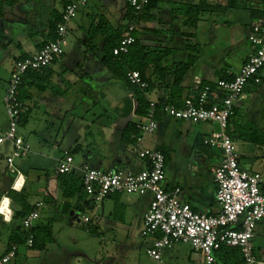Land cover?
Segmentation results:
<instances>
[{
  "label": "crops",
  "instance_id": "1",
  "mask_svg": "<svg viewBox=\"0 0 264 264\" xmlns=\"http://www.w3.org/2000/svg\"><path fill=\"white\" fill-rule=\"evenodd\" d=\"M4 1L5 0H0V50H6L9 47L11 49L7 52H0V59H2V61L6 60V57L9 58L11 52L17 55V58H14V60L20 57H28L35 54L42 44L50 40L49 36L51 34L49 25L51 21L54 20L55 15L62 12L65 3L70 0H14L11 4ZM96 1H98L99 5H95V3L93 4L95 7L93 10H90L89 8L82 13L80 24L75 26L77 31L82 33V36L79 34L76 39L77 46L79 48L84 47L82 45V41L85 37V33L87 32V28H89L91 24L95 25L97 23L99 15L107 20L114 28L121 27L122 35L126 26L129 24V21L125 18L128 9L125 10L124 8H120L117 5L118 3H115V0ZM206 1L211 5H217L220 7H217L211 12L205 13L195 28L183 25L185 16L179 11V9L184 4H197L200 0H160L157 8L152 11L155 19L153 22L147 23L146 26H153L160 32H164V34L157 36L153 43L150 41L147 43L154 47H157L159 44H163L165 46L173 47L174 50L170 58L165 59L162 62L163 67L167 68V70L164 71L165 74L164 72H160V76H158V73V79L154 80L150 85V90L147 94L149 101L166 103L167 100H169V95L174 91L172 88L174 74L177 65L180 63H184L192 59L191 67L184 74L179 86L181 88L179 104H182L186 97H195L202 85H209L212 88H215L216 81L218 79L227 76V72H237L250 55L252 46L248 41V34L251 26L260 16L261 0H234V3L239 6L233 8H226L229 0ZM68 31H73V28L70 29L68 27ZM179 32L192 33V35L181 36L179 35ZM29 39H37V41L33 40V42L28 43L27 40ZM104 39V36L98 35L95 38L97 51L90 53H93L92 55L96 57L100 65L108 70L101 61ZM75 54L76 53H73L71 56H67L63 53L44 72L43 75L49 77L48 85H50V87L52 79L56 78L58 83H64L66 80H70V78L77 73L80 69L79 67L82 65L80 64V61L75 60ZM87 69L92 71L91 66H88ZM152 72V67H148L145 70L146 78L151 77ZM109 73L114 78V75L110 71ZM84 74H86V72H84ZM260 75L261 78H264V68L262 69ZM40 80L41 78H38V81ZM197 80L200 81V85H196L195 81ZM249 84L258 85L251 82ZM248 85L244 90V98L236 104L235 116L236 110L240 108L241 104L244 101L251 100L247 92ZM60 90H57L58 94L62 93ZM53 93L54 90L51 91L49 86L44 91H38L35 88V83H33L32 78L27 77L20 89V94L25 96L22 100L26 107V110L24 111L25 120L28 112L40 105L61 111L66 104L65 102H59L58 104L52 96ZM129 93L130 92L127 90L126 96L130 99V109L128 110V113H124L122 111L123 108H121L119 121L116 126L113 125L109 127L103 126L93 128L97 131L93 133L92 142L89 144H86V142L78 143L77 138L73 136L69 141V144L73 143V146L71 145L72 147L68 146V148L61 149L62 142L59 138V142H56L55 140V143L52 146L53 151H61L62 156L65 151L69 152L73 156L75 171L78 173H80L78 170L79 167L83 165L100 168V165L104 160L112 161L111 163L119 165V167L112 166L110 167L111 169H120L125 171V169L121 168L120 165L127 167L126 171H139L143 169L146 166V161L140 159L137 156V153L139 148L143 149L142 143L144 137L142 138L140 145L136 141L130 145V143H128L124 138L126 126L130 122L134 121H131L130 118L135 117V98H133V101V99L129 96ZM252 100H254V98H252ZM115 109H117V107H115ZM159 117V119L156 118L157 127L161 128L160 132H162L163 135L167 130L165 122H171L173 127H175V124L180 122L179 120H174L164 115H159ZM234 117L229 122L227 131L228 133L233 132L234 136H238L241 140V149H239V154L236 152L240 167L251 172H253V169L256 167L258 173L264 174V161H261L262 163L260 162V164H258L259 161H255L257 159H261L264 155V145L261 146L259 150L258 145L243 141L242 130H238V123L234 122ZM134 122H136V120ZM246 126L249 127V123H246L245 127ZM255 129L257 130V128ZM1 131L2 129L0 128V132ZM258 131L261 132L260 130ZM243 133L245 132L243 131ZM239 135H241V137ZM171 136L173 137L174 134L172 133ZM205 138L207 137H204L203 140ZM231 139L234 146L235 138ZM172 143L173 142L170 140V146ZM77 145L82 147V150L79 151L83 158L81 164H75V153H71ZM6 146L12 149L9 142L3 143L1 146L3 155H5ZM131 146H133V148H131ZM36 154L37 157L35 159V163L37 164L34 166L36 171L33 173L30 172V168L28 169V167L21 170L15 164V161L14 170H10L5 167L0 168V207L3 206L2 200L4 201L7 199L9 201L7 208L5 209L6 211L4 210L3 212H0V223L10 226L9 230H7L4 235L0 236V256H3L10 248V239L11 235L15 234L14 230L16 228H21V217L16 215V211L19 210V206L7 196L8 192L14 191L19 193L23 191L27 203L31 207L29 213L34 209H37L39 212V216L35 220H38L37 224L34 225L33 222V227H37L38 229H41L46 225L49 226V224H54L57 220H62L66 209H70L68 224H73L75 222L82 224L77 221H72L73 213H85L83 210H87L86 200L82 201V198L76 195H74L73 198H64L62 195L61 187L56 179L57 175L54 173L57 160L62 156H57L55 154L45 155L42 152H37ZM220 160L221 159L218 158L215 163H210L206 167V171L203 174H201V171H192L190 174L186 175V177L180 179L181 181L179 180L175 184L166 180L165 172L164 186L168 190L174 187H179L181 189L179 194L180 201L188 203L194 211L206 214H216L219 211V206L215 199L216 185L213 180L211 168L218 165ZM49 166L51 167L50 171H48ZM136 167H140L139 170H136ZM117 194L122 195L120 193ZM110 196L113 197L114 195ZM110 196H107L106 198H109ZM127 196L126 202L128 203L127 207L129 209L132 208L130 203L137 202L140 198L146 197L145 195ZM149 201L150 195L147 196L144 204L139 210L142 218L148 208ZM38 203H41V205L37 206ZM77 207L80 210H78ZM41 208H45L43 221L47 224L40 220ZM71 212L73 213L71 214ZM6 216L8 217L7 219ZM90 217H93V219H99V222L96 224V228L99 227V223L120 224V228H122L126 233L127 240L132 239L129 236L131 235L130 230H128V227L131 226V221H133L132 219L125 217L127 218L126 220L122 218L121 220L113 221L110 218V212L105 218L97 217L96 214H93V216ZM127 220L128 222H126ZM49 227L51 229V226ZM21 230L24 231L22 228ZM148 238L149 241L146 242L144 246L145 251L151 245L152 241L151 237ZM139 246L140 245L136 243L135 245L134 243L129 244L127 246L129 248V252L124 256V260L129 259L133 249L138 250L141 248ZM19 247H24L26 250L29 249L23 244ZM19 247H17V254L14 258H18L19 256ZM123 253H125V251ZM133 255V258L135 259V254ZM86 262V264H93V256L86 259ZM122 264H124V262Z\"/></svg>",
  "mask_w": 264,
  "mask_h": 264
},
{
  "label": "built area",
  "instance_id": "2",
  "mask_svg": "<svg viewBox=\"0 0 264 264\" xmlns=\"http://www.w3.org/2000/svg\"><path fill=\"white\" fill-rule=\"evenodd\" d=\"M86 1L70 0L63 7L54 39L43 44L35 54L14 61L3 97L8 128L0 133V168L14 170L15 159L26 157L30 152V147L18 134L20 119L26 110L24 103L19 100L25 74L28 71L41 72L64 53L68 24ZM149 1L125 0L134 17L142 14ZM134 30V23H129L119 44L112 50L113 56L129 52L135 41ZM248 41L252 51L237 72H227V76L216 81L215 88L204 85L195 97H186L179 107L164 104L159 109L161 115L174 120L218 124L219 131L212 132L203 140L205 145L215 146L222 151L220 162L211 168L216 185L215 199L219 206L216 214L194 211L188 203L180 201L179 187L170 190L165 188L164 156L157 149L139 148L137 156L146 161V166L137 172L120 169L101 170L89 165H83L78 169L83 192L94 197L96 202L117 193L150 195L148 208L142 218L140 235L152 238L146 252L155 262L162 261V252L165 249L177 243H185L200 253L201 264H216L214 251L221 245L239 248L245 264H264V259H258L254 255L251 243L258 222L264 219V174L240 167L233 141L227 132L236 104L244 98L246 86L250 82L254 84L261 82L260 73L264 68V0L260 2V16L251 26ZM127 80L131 86L139 89L149 87V83L136 70L128 72ZM195 83L201 84L199 80ZM129 96L134 98L132 92ZM156 105L157 102L149 101L146 116L140 117L135 114L136 127L140 131V136L136 138L139 145L144 135L154 133L157 128ZM5 142L12 146L11 154L6 156L1 151V146ZM72 171H75L73 156L65 151L57 160L54 173L59 175ZM40 205L41 203L37 204ZM38 216V210L34 209L20 222L27 230L25 246L28 248L33 244V233L30 230ZM90 218L85 213L75 212L72 221L86 225L92 221ZM16 254L17 246L13 245L0 256V264L8 263Z\"/></svg>",
  "mask_w": 264,
  "mask_h": 264
},
{
  "label": "rangeland",
  "instance_id": "3",
  "mask_svg": "<svg viewBox=\"0 0 264 264\" xmlns=\"http://www.w3.org/2000/svg\"><path fill=\"white\" fill-rule=\"evenodd\" d=\"M115 3H118L117 5L122 9H128L125 0H115ZM93 4L99 5L96 0H87L86 6L83 5L78 8L76 14L68 24L70 29L73 28V31H68L65 36L66 45L64 46V54L71 56L73 53H76L74 56L75 60L80 61L82 66L79 67L80 69L70 80L58 83L55 78L52 79L51 87L49 85V89L51 91L54 90L53 98L58 104L59 102H65V108L63 107L61 111H58L51 107L40 105L31 109L26 116V120L22 124H19L18 134L22 136L25 144H28L30 147V152L26 157L15 159V164L21 170L28 167L31 173L36 171L34 166L37 164L35 163L37 152H42L45 155L55 154L62 156L61 151H53L52 149L55 140L59 142V138L62 142L61 149L73 146V143L69 144L73 136L77 138L78 143L86 142V144H89L92 142L93 133L97 131L93 128L116 126L119 121L121 108H123L122 111L124 113H128L130 109L131 103L130 99L126 96L127 90L124 82L116 77L113 78L109 71L100 65L96 57L92 55L93 53L85 50L84 47L79 48L77 46L76 39L82 33L77 31L75 26L80 24L82 13L89 8L90 10L95 8ZM33 40L37 41V39ZM33 40L29 39L27 42L31 43ZM10 49L9 47L6 50H0V52H7ZM14 58H17V55L11 52V55L9 58L6 57V60L2 61L0 59L1 132H4L8 128V118L2 100L7 88L9 71L15 61ZM88 66H91L92 71L87 69ZM58 89H61L62 93L58 94ZM247 92L251 100L244 101L240 108L236 110L234 122L238 123V130H242V139L245 142H251L250 137L247 135L251 128L255 127L261 131L262 138H259L260 140L254 143L259 146L260 150L261 146L264 145V78H262V82L258 85L249 84ZM130 120L135 121L136 119L135 117H131ZM246 123H249V127H247L248 125L245 127ZM165 125H167V130L164 135L160 132L161 128L157 127L153 134L144 136L142 147L145 150L165 148L168 151L169 159L165 164L166 180L168 182L175 184L192 171H201V174H203L210 163H215L218 158H222V151L219 148L205 146L202 143L204 137H209L212 132L219 131L218 124L180 121L173 127L172 123L167 121ZM172 133L174 134L173 137L171 136ZM170 140L173 142L171 146L169 144ZM234 140V151L239 154L241 140L238 137H235ZM11 152L12 149L6 146L4 156L10 155ZM82 161V154L77 151L75 153V164H81ZM255 161H259L258 164H260L261 161H264V155L261 159ZM111 162L108 160L102 161L100 165L101 170H108L112 166L119 167V165ZM120 167L124 168L125 171L127 169V167L121 165ZM139 168L136 167V170H139ZM50 170L51 167L49 166L48 171ZM255 171L258 172L256 167L253 169V172ZM120 194L122 195L113 194V197L110 196L98 202L95 201L94 197L83 194L81 200H86L85 202H87V210L83 211L89 217L96 214L100 218L107 217L110 212V218L113 221L121 220L122 218L126 220L127 218L125 217L132 219L133 221L130 220L132 222L130 223L131 226L128 227L131 234L129 236L132 239L127 240L126 233L120 228L121 225L118 223H99V227L96 228L99 219H93V217L90 218L92 221L86 223V225L76 222L68 224L70 209H66L62 220H57L51 225L49 224L51 226V229L49 228L51 239L47 240L42 248L36 247L26 250L24 247H19L20 245H18V258H12L7 264H86V259L92 256L93 264H122L123 262L124 264L201 263L200 253L194 251L189 244L185 243H177L173 247L165 249L162 252V261L160 263L149 258L144 247L149 238L140 235L142 217L139 213L141 206L149 195H145V198H140L139 202L130 203L132 208L129 209L126 202L128 194ZM44 209L41 208L40 210L41 221L44 219ZM77 209L80 210L78 207ZM37 221H34V225L37 224ZM9 227L0 223V236L4 235L9 230ZM44 235L43 232L39 234L38 243L43 239H47V237L43 238ZM132 242L134 245L135 243L140 245L139 247L141 248L138 250L133 249L135 253L131 251L132 256L130 255L128 260H124V256L129 252L127 246L133 244ZM251 243L254 255L258 259H264V219L258 222ZM124 251L125 253H123ZM133 254H135V259L133 258Z\"/></svg>",
  "mask_w": 264,
  "mask_h": 264
},
{
  "label": "trees",
  "instance_id": "4",
  "mask_svg": "<svg viewBox=\"0 0 264 264\" xmlns=\"http://www.w3.org/2000/svg\"><path fill=\"white\" fill-rule=\"evenodd\" d=\"M13 1L14 0H5L4 2L11 4ZM69 2L70 1H67L65 5ZM159 2L160 0H150L148 5L145 7L144 11L142 12V14H140V16L138 17H134L131 9L127 6L128 11L125 15V18L129 21V23H134L135 25V30L133 32L135 41L131 45L130 50L127 54L113 56L112 50L114 47H116L119 44L121 40L122 28L121 27L114 28L101 15H99L97 23L95 25L91 24L90 27L87 28V32L85 33V37L82 41V45L84 46L85 50L94 53L97 51V46L95 44V38L98 35H102L105 37L104 45L102 47V60H101L102 64L114 75V77L124 82L129 92L133 93V96L135 98L134 112L137 116H140V117L146 116L148 113L149 100L147 98V94L150 90V85L152 84L154 80L158 79V76H160V72H164L165 70H167L166 67H163L162 62L163 60L170 58L174 50L173 47L165 46L163 44H159L157 47H154L147 43L149 41L153 43L154 39L157 36H161L162 34H164V32H160L157 28L153 26L151 27L146 26L147 23H151L155 19V16L152 13V11L155 8H157ZM238 6L239 5H236L234 3V0H229L226 8H233V7H238ZM217 7L219 8L220 6L211 5L207 3L206 0H200V2L197 4H193V3L184 4L179 9V11L183 13L185 16L183 25L186 27L195 28L199 20L205 13L211 12ZM60 16H61V13L55 15L54 20L51 21L49 25L50 34H51L49 36V39H50L49 41L53 40L55 37L56 25L60 20ZM179 35L191 36L192 33H182V32L180 33L179 32ZM20 58H24V57H20ZM191 63H192V59H190V61L180 63L177 65V68L174 74L173 84H172V88L174 89V91L169 95V98H168L169 100H167L166 103H157L155 118L157 119L160 118L159 117V115H161L159 113L160 106L164 104H171V105H175L179 107L181 105L179 104V95H180V89H181L179 86L181 84L184 74L191 67ZM49 67L43 69L41 72L28 71L25 74V77L23 78V82L27 77L32 78L33 83H35V88L38 91H44L49 86L48 85L49 77L44 76L43 74ZM148 67H152L153 72H152L151 77L146 78L145 70ZM135 70L139 71L141 74V77L149 83L148 88L139 89L135 86H131L128 83V80H127L128 72L135 71ZM38 78H41V80L38 81ZM261 81H262V78H261ZM203 86L204 85L201 86L199 91L202 89ZM24 98L25 96L20 94L19 92V100L22 101ZM234 116H235V113H234ZM24 121H25V118H24V113H23L19 124H22ZM229 134L231 138H235L233 132H229ZM247 135L248 137H250L249 139L253 143H256L258 140L262 138L261 133L255 128H253L252 130H249ZM138 136H140V131L136 127V122H130L126 126V129L124 131L125 140L128 143H134ZM239 136L241 137V135ZM205 146H208V145H205ZM81 150H82V147L80 145H77L72 150L71 153H76L77 151H81ZM159 151L163 154L164 162L166 164L169 159L168 151L165 148H160ZM56 179H57L58 184L61 187L62 195L64 198H73L74 195L82 198V195L85 194L82 190V181H81L80 173L76 171H72V172L65 173V174H59L57 175ZM7 196L10 197L12 201H14L16 204H18L19 210L16 211L17 216H20L22 219L27 214H29L31 207L27 203V200H26V197L23 191L19 193L10 191L8 192ZM21 228L24 231H22ZM21 228H16L14 230L15 234L11 235L10 247L13 245L15 246L22 245V244L25 245V241L27 238V230L24 229L22 225H21ZM49 228H50L49 226H44L41 229H38L37 227H32L30 231L33 233V244L30 248H36V247L42 248L44 243L47 240L51 239V236H50L51 231ZM41 232L45 234L43 238L47 237V239H43L41 242L38 243L37 240ZM214 256L216 258V264H245L239 248H233V247H227V246L221 245L217 250L214 251Z\"/></svg>",
  "mask_w": 264,
  "mask_h": 264
},
{
  "label": "clouds",
  "instance_id": "5",
  "mask_svg": "<svg viewBox=\"0 0 264 264\" xmlns=\"http://www.w3.org/2000/svg\"><path fill=\"white\" fill-rule=\"evenodd\" d=\"M8 203H9V201H8L7 199H5V200L3 201V206L0 207V212H3V211L7 208ZM7 218H8V217L6 216V219H7Z\"/></svg>",
  "mask_w": 264,
  "mask_h": 264
},
{
  "label": "bare ground",
  "instance_id": "6",
  "mask_svg": "<svg viewBox=\"0 0 264 264\" xmlns=\"http://www.w3.org/2000/svg\"><path fill=\"white\" fill-rule=\"evenodd\" d=\"M2 202H3V200H2ZM6 211V210H5ZM8 212V211H7ZM9 213V212H8ZM8 215V214H7Z\"/></svg>",
  "mask_w": 264,
  "mask_h": 264
},
{
  "label": "water",
  "instance_id": "7",
  "mask_svg": "<svg viewBox=\"0 0 264 264\" xmlns=\"http://www.w3.org/2000/svg\"><path fill=\"white\" fill-rule=\"evenodd\" d=\"M73 212H71V214H72Z\"/></svg>",
  "mask_w": 264,
  "mask_h": 264
}]
</instances>
